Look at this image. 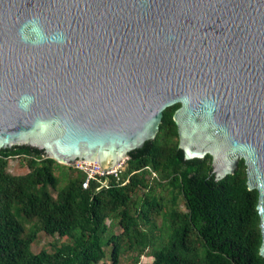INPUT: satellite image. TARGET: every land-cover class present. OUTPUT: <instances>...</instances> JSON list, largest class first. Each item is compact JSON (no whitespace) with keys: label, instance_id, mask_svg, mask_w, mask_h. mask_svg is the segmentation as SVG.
<instances>
[{"label":"water","instance_id":"obj_1","mask_svg":"<svg viewBox=\"0 0 264 264\" xmlns=\"http://www.w3.org/2000/svg\"><path fill=\"white\" fill-rule=\"evenodd\" d=\"M177 103L186 159H244L264 256V0H0V149L106 171Z\"/></svg>","mask_w":264,"mask_h":264},{"label":"trees","instance_id":"obj_2","mask_svg":"<svg viewBox=\"0 0 264 264\" xmlns=\"http://www.w3.org/2000/svg\"><path fill=\"white\" fill-rule=\"evenodd\" d=\"M179 105L164 110L154 139L129 152L123 178L129 172L139 171L125 185L95 191L92 183L84 188L85 174L79 171L54 198L47 186L58 185L53 165L62 163L28 145L0 149V264H106L108 247H111L112 264H121V254L125 251L120 243L122 235L128 238V247L138 252L137 262L146 247L156 248L155 227L146 229L142 223L151 222V208L157 211L161 208L156 186L147 182L150 171L146 166L171 178L187 209L184 214L175 212L182 223L175 226L172 241L153 264H264V256L260 254L259 193L248 187L244 159H240L235 173L218 180L210 173L211 155L186 159L178 147L173 119ZM21 154L29 156L31 170L20 175L9 173L7 158ZM36 185L43 189L35 190ZM142 187L148 189L141 195L143 203L138 208L136 200ZM21 214L37 217L49 235L68 236L74 230L79 234L73 242L61 245L53 253L46 250L33 253L32 240L22 235ZM118 224L123 228L122 234L114 231ZM193 233L202 240V250L192 245Z\"/></svg>","mask_w":264,"mask_h":264},{"label":"rangeland","instance_id":"obj_3","mask_svg":"<svg viewBox=\"0 0 264 264\" xmlns=\"http://www.w3.org/2000/svg\"><path fill=\"white\" fill-rule=\"evenodd\" d=\"M178 108V107H177ZM175 109V108H174ZM176 140V139H175ZM29 156L25 154L13 155L7 158L6 170L11 174H25L31 170L29 164ZM211 163V160H210ZM65 164L53 165L54 173L59 178L58 185L53 187L47 186V190L55 198L60 188L66 186L69 181L75 179L79 171L75 168H69L70 166ZM156 176L148 175V184L156 186V195L159 197L161 208L157 211L155 208H151L150 215L153 217L151 222L142 223V227L146 229L154 228V235L156 241V248L146 247L140 254L139 260L136 262L135 258L138 252L128 247V238L121 236L120 243L124 246L125 251L121 254V264H153L157 259V255L164 250L173 239V233L176 225L182 223V219L178 217L175 212L184 214L187 209L185 206V200L182 194L179 192L177 186L171 184V178L163 177L162 174L156 171ZM35 190L41 191L42 186L36 185ZM148 187H142L138 190V197L136 200V206L140 208L143 201H141V195L147 191ZM149 207L147 206L146 209ZM22 224L24 225L23 237L29 238L31 242V251L33 253H39L42 250H46L50 253L56 251L61 245L73 242L74 236L79 234V231L74 230L73 235L60 236L59 234L49 235L41 227V223L37 217H25L21 214ZM107 223H110V219L107 218ZM115 233L122 234L123 228L118 224L114 228ZM191 242L195 249L202 250L204 248L202 240L196 233L191 235ZM110 248H106L107 256L104 259L106 264H112V258L110 256Z\"/></svg>","mask_w":264,"mask_h":264},{"label":"built area","instance_id":"obj_4","mask_svg":"<svg viewBox=\"0 0 264 264\" xmlns=\"http://www.w3.org/2000/svg\"><path fill=\"white\" fill-rule=\"evenodd\" d=\"M130 156L122 158L112 167L106 168V171L99 162L76 159L70 163H62L77 169L85 174V179L82 182L84 188H89L92 183H95V191H100L104 188H110L113 185H125L130 181L131 176L139 170L129 172L125 178L123 173L127 171ZM150 171V176H156V171L150 166L144 167Z\"/></svg>","mask_w":264,"mask_h":264},{"label":"flooded vegetation","instance_id":"obj_5","mask_svg":"<svg viewBox=\"0 0 264 264\" xmlns=\"http://www.w3.org/2000/svg\"><path fill=\"white\" fill-rule=\"evenodd\" d=\"M176 110V109H175ZM178 141H179V137H178ZM211 160H212V157H211ZM210 173H211V171H210ZM213 174V173H212ZM215 176V175H214Z\"/></svg>","mask_w":264,"mask_h":264},{"label":"bare ground","instance_id":"obj_6","mask_svg":"<svg viewBox=\"0 0 264 264\" xmlns=\"http://www.w3.org/2000/svg\"><path fill=\"white\" fill-rule=\"evenodd\" d=\"M63 163H65V162H63Z\"/></svg>","mask_w":264,"mask_h":264}]
</instances>
